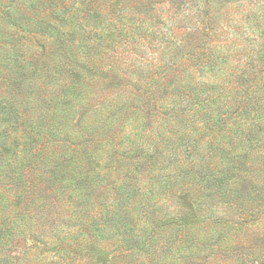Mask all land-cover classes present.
Masks as SVG:
<instances>
[{"label": "trees", "instance_id": "obj_1", "mask_svg": "<svg viewBox=\"0 0 264 264\" xmlns=\"http://www.w3.org/2000/svg\"><path fill=\"white\" fill-rule=\"evenodd\" d=\"M23 1L0 264H264V0Z\"/></svg>", "mask_w": 264, "mask_h": 264}, {"label": "rangeland", "instance_id": "obj_2", "mask_svg": "<svg viewBox=\"0 0 264 264\" xmlns=\"http://www.w3.org/2000/svg\"><path fill=\"white\" fill-rule=\"evenodd\" d=\"M78 1L80 0H67V2L65 3L70 5H74L75 3V7L78 4L76 2ZM27 8L28 6L24 3L23 0H0V73L2 71H5L4 68L6 66H9L7 64H10V67H13V65L18 66L19 63L23 64V59H31L34 54L41 51V46H49L50 41H48L44 35L23 33L25 32L23 31V9ZM242 9L243 11L245 10L243 6L239 10ZM240 15L241 13H236L235 20L233 21L234 23ZM186 16L187 13H179V19L177 20V22H179V25L184 22ZM84 24L85 22L83 23V25ZM163 29L164 28L161 27L156 32H154H159V34L154 37V43H159L158 39L162 37V33H165V31H162ZM215 42L216 40L213 41V43ZM138 47L141 50L143 48L141 44H138ZM15 59H17V61H15ZM10 85V87H12V92H9L10 88H8V91H6L5 87L3 86L4 91L0 87V96L2 95V93L5 95L7 94V96L15 94L16 97L13 98L12 102H19V106L20 108H22L23 86L21 85V78L15 83H12L10 81Z\"/></svg>", "mask_w": 264, "mask_h": 264}]
</instances>
